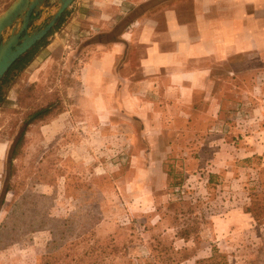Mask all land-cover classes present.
<instances>
[{
  "label": "rangeland",
  "instance_id": "1",
  "mask_svg": "<svg viewBox=\"0 0 264 264\" xmlns=\"http://www.w3.org/2000/svg\"><path fill=\"white\" fill-rule=\"evenodd\" d=\"M14 1L0 0V15ZM171 2L75 0L33 60L4 77L0 264H44L63 252L74 264L93 247L77 263L264 264V210L260 223L246 213L264 206V59L214 67V105L198 107L189 137L149 139L139 118L95 106L112 81L98 82L90 66L128 25L146 28L142 15L151 21ZM58 8L45 6L34 26ZM139 47L116 64L136 82ZM51 103L50 115L28 124Z\"/></svg>",
  "mask_w": 264,
  "mask_h": 264
},
{
  "label": "crops",
  "instance_id": "2",
  "mask_svg": "<svg viewBox=\"0 0 264 264\" xmlns=\"http://www.w3.org/2000/svg\"><path fill=\"white\" fill-rule=\"evenodd\" d=\"M167 5L153 12L151 21L150 14L142 15L140 27L147 18L146 28L134 31L128 25L107 47L105 58L90 66L98 82L108 87L105 80L112 81L108 95L101 93L95 106L139 118L144 133H151L149 139L177 137L175 133L183 131L191 135L188 126L196 121L198 107L214 105L216 65L247 54L264 59V0H172ZM134 45L140 46L137 82L132 69L122 71L116 65L123 55L127 62L132 60ZM261 85L254 89L262 90ZM154 117L158 123H153ZM206 117L212 121L210 113ZM179 123L186 124L184 130L178 129ZM212 130L209 126L205 133Z\"/></svg>",
  "mask_w": 264,
  "mask_h": 264
},
{
  "label": "water",
  "instance_id": "3",
  "mask_svg": "<svg viewBox=\"0 0 264 264\" xmlns=\"http://www.w3.org/2000/svg\"><path fill=\"white\" fill-rule=\"evenodd\" d=\"M74 2L75 0H15L0 15V38L13 27L12 36L0 44V81L17 59L56 26L61 16ZM46 3L49 5L59 4L58 10L53 14L48 25L21 38V35L28 30L32 14L41 12ZM20 42L21 44H19Z\"/></svg>",
  "mask_w": 264,
  "mask_h": 264
},
{
  "label": "trees",
  "instance_id": "4",
  "mask_svg": "<svg viewBox=\"0 0 264 264\" xmlns=\"http://www.w3.org/2000/svg\"><path fill=\"white\" fill-rule=\"evenodd\" d=\"M35 53H36V50L30 52L25 57L20 59L11 68V70L8 73H6L5 76H9V74H11L13 72V70H15V69L21 70L25 66H27L33 60ZM3 79L0 81V100H1V95H2V93H1L2 84L5 82V79L4 80ZM2 81H4V82L2 83ZM53 108H54V105L52 103L48 104L44 107H41L35 113L32 114L28 124H33L36 121L42 119L43 117L50 115L52 113ZM8 189L9 188H6V190H8ZM257 205H259V203L255 202L254 205L247 208L246 213L250 214L255 219V221L260 223L261 219H262L261 218L262 217V210H264V208H263L264 206L262 207V206H257ZM94 250H96L95 247L83 251L81 254H79V256H77L78 258L75 257V260H74L75 263L74 264H80L81 263L80 261H85V260H87L88 257L94 256V254H95ZM101 255H104V254L102 253ZM69 257H71V255L68 252H63L62 254H59L57 256L53 255L51 253H48L47 259L44 262V264H72L71 262H66L69 259ZM77 262H80V263H77ZM95 263L90 262L88 264H95Z\"/></svg>",
  "mask_w": 264,
  "mask_h": 264
},
{
  "label": "flooded vegetation",
  "instance_id": "5",
  "mask_svg": "<svg viewBox=\"0 0 264 264\" xmlns=\"http://www.w3.org/2000/svg\"><path fill=\"white\" fill-rule=\"evenodd\" d=\"M12 5V4H11ZM48 5V3H46L45 5H44V7L45 6H47ZM43 7V8H44ZM67 11V10H66ZM66 11L64 12V14L61 16V18L58 20V22H57V24H56V26L49 32V33H47V35L42 39V40H40V41H38L29 51H27L24 55H22L19 59H17V61H15V63L10 67V69L7 71V73L11 70V68L20 60V59H22L23 57H25L27 54H29L30 52H32V51H34V50H36L37 51V49L39 48V47H41L44 43H45V41L47 40V38L51 35V33L54 31V29L58 26V24H60V22H62V20H63V17L65 16V14H66ZM43 10L41 11V12H39V13H33L32 14V16H31V21H30V23H29V25H28V30L25 32V33H23L22 35H21V38H23L26 34H31V33H33V32H35V31H39V30H41V29H43V28H45L47 25H48V20H47V22L45 21L44 22V24H40V25H38V26H34L35 25V23H37L38 21H40L41 19H42V16H43ZM20 25H22L21 23H20ZM12 32H13V27L9 30V31H7V32H5L4 33V35L0 38V44L2 43V42H4L5 40H7V39H9L11 36H12ZM19 44H21V42L19 43ZM6 75V74H5ZM4 78V77H3Z\"/></svg>",
  "mask_w": 264,
  "mask_h": 264
}]
</instances>
